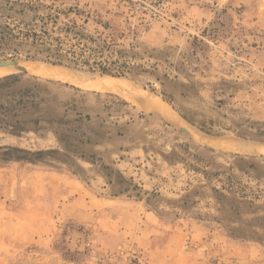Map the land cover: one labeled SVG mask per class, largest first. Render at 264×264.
Here are the masks:
<instances>
[{
	"label": "rangeland",
	"instance_id": "obj_1",
	"mask_svg": "<svg viewBox=\"0 0 264 264\" xmlns=\"http://www.w3.org/2000/svg\"><path fill=\"white\" fill-rule=\"evenodd\" d=\"M14 3L144 72L1 41L0 264H264V0Z\"/></svg>",
	"mask_w": 264,
	"mask_h": 264
},
{
	"label": "trees",
	"instance_id": "obj_2",
	"mask_svg": "<svg viewBox=\"0 0 264 264\" xmlns=\"http://www.w3.org/2000/svg\"><path fill=\"white\" fill-rule=\"evenodd\" d=\"M15 3L10 6L13 14L21 18L10 17L12 23L0 24L1 41L18 40L19 43L29 42L36 46L46 59L53 60L55 64H69L74 68L87 67L90 71L98 72L114 78H123L138 71L144 72L143 65L130 63V59L114 48L111 41L98 46H91L92 40L84 42L82 31L76 24H64L57 27L56 15L33 16L29 22L25 19V5L15 11ZM23 16V17H22ZM16 22V23H15ZM10 78V77H7ZM22 159V158H16Z\"/></svg>",
	"mask_w": 264,
	"mask_h": 264
},
{
	"label": "bare ground",
	"instance_id": "obj_3",
	"mask_svg": "<svg viewBox=\"0 0 264 264\" xmlns=\"http://www.w3.org/2000/svg\"><path fill=\"white\" fill-rule=\"evenodd\" d=\"M8 69H12L9 67H6V69L2 68V71H0V74H6L8 71ZM1 69V68H0ZM52 78L54 77H59V78H64L66 79L67 76L63 73H48ZM49 76V77H50ZM107 77V76H106ZM58 78V79H59ZM111 78V77H108ZM68 79V78H67ZM75 83V82H74ZM97 85H88V88L91 89H95V90H102V89H109V90H113L116 93L122 94V95H129L128 92L131 93L130 89L128 88V86L124 83H116V82H109V81H102L100 83H95ZM146 95V94H145ZM130 97V96H129ZM137 98L134 99V101L137 103V105L141 108H144L146 110H153V111H157L158 113H161V110H164L162 105H160L158 102L151 100L148 97L143 96L142 94L139 93V95L136 96ZM124 99V98H123ZM125 100V99H124ZM165 107V106H164ZM166 109V108H165ZM167 111V109H166ZM164 111V112H166ZM165 114V113H164ZM171 114V113H170ZM166 117L170 118L167 113H166Z\"/></svg>",
	"mask_w": 264,
	"mask_h": 264
},
{
	"label": "water",
	"instance_id": "obj_4",
	"mask_svg": "<svg viewBox=\"0 0 264 264\" xmlns=\"http://www.w3.org/2000/svg\"><path fill=\"white\" fill-rule=\"evenodd\" d=\"M112 78V77H111Z\"/></svg>",
	"mask_w": 264,
	"mask_h": 264
}]
</instances>
